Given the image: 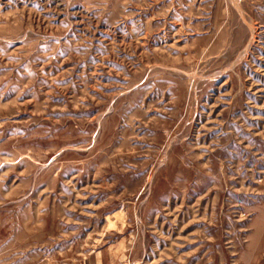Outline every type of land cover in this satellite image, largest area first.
<instances>
[{
  "label": "rangeland",
  "instance_id": "obj_1",
  "mask_svg": "<svg viewBox=\"0 0 264 264\" xmlns=\"http://www.w3.org/2000/svg\"><path fill=\"white\" fill-rule=\"evenodd\" d=\"M0 264H264V0H0Z\"/></svg>",
  "mask_w": 264,
  "mask_h": 264
}]
</instances>
